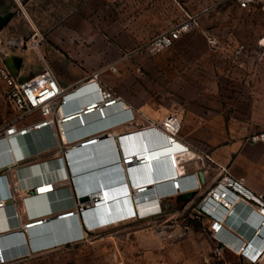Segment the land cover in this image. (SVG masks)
<instances>
[{"label": "rangeland", "instance_id": "obj_1", "mask_svg": "<svg viewBox=\"0 0 264 264\" xmlns=\"http://www.w3.org/2000/svg\"><path fill=\"white\" fill-rule=\"evenodd\" d=\"M8 12L12 17L0 30V66L4 62L13 75L24 76L49 66L62 82L82 84L101 70L102 82L130 99L137 109L131 172L142 175L144 182L165 181L169 173L181 177L190 170L209 182L221 165L208 155L264 131V12L259 8L231 0H0V13ZM186 12L200 17V28L171 48L149 46ZM208 34L216 37L215 47ZM240 45L243 66L231 61ZM4 89L0 77V122L15 115ZM80 97L81 102L88 98ZM173 114L181 122L177 140L163 127L165 117ZM142 153L149 160L161 153L158 175L144 173L138 164ZM162 183L151 187L157 200L135 193V201H142L136 203V217L115 219L116 224L92 226L85 212L93 203L80 201L86 210L74 206V211L84 233L46 244L43 250L34 247L13 264H147L146 259L195 263L202 257L197 244L213 243L206 221L195 213L211 186L203 180L198 193L181 188L174 195L159 192ZM145 202L151 209L143 214L139 204ZM159 204L163 212L155 215ZM29 243L35 242L30 238Z\"/></svg>", "mask_w": 264, "mask_h": 264}, {"label": "built area", "instance_id": "obj_2", "mask_svg": "<svg viewBox=\"0 0 264 264\" xmlns=\"http://www.w3.org/2000/svg\"><path fill=\"white\" fill-rule=\"evenodd\" d=\"M231 1L243 7L259 8L264 12V0ZM200 26V17L197 14L186 12L185 17L180 22L156 34L149 42V46L156 49L171 48ZM208 36L210 37V43L215 47L216 37L214 34H208ZM8 55L9 53H7ZM243 55L244 45H240L233 51L232 63L243 66ZM101 73V70L94 71L89 79L84 81L87 83L96 81L94 85L98 96L81 102V99L76 97L74 93L83 85V82L77 88L64 86L56 72L49 66L30 76L13 75L4 62L0 66V77L5 85V97L15 110L13 118L0 122V158L7 155L12 156V159L3 160L0 163V209L8 201L16 200L17 195L21 192L31 196L45 197L54 193L60 183L75 178L76 174L71 169V150L68 149V141L74 142L80 140L81 137L85 139L95 137V135L98 137L96 131L104 129L109 124H101L95 129L91 128V125L107 120L109 118L108 109L124 104L115 90L102 82ZM129 111L130 106H126L124 109L125 116L114 119L111 124L129 119V121H132V115ZM33 115H36L33 120H27ZM88 115H96L98 117L95 120L96 122L90 121ZM163 127L170 133L171 138H179L178 133L180 132L181 122L177 115L167 116L163 120ZM74 128H85L87 133L82 134L79 129H75L73 135L67 134ZM104 131L100 135H104ZM248 140L253 142L263 141L264 131L254 133ZM3 143L8 146L4 147ZM46 155L49 157L40 160ZM117 156L120 162L124 158L125 165L131 162L128 157L122 155L121 150L118 148ZM208 157L211 156L208 155ZM11 174L14 175V181L11 180ZM181 179L182 177L179 178V182ZM197 185H188V191L192 192L198 189L199 186L197 187ZM33 190H35V194L32 193ZM94 191L96 190L86 192L77 188L73 206H76L78 210L85 211L86 208L80 202V199L89 192L96 193ZM95 198L97 199V197ZM251 199L263 203L260 200L261 198L252 194L242 180L234 178L226 166H221L217 181L211 185L195 208L196 215L199 218L207 219L210 223L209 228L216 241L213 253L217 256H221L229 247V242L218 235L222 233L227 224L231 226L229 218L232 213L236 215V207L241 201H250ZM85 201L93 203V197H89ZM229 201L232 202V207L229 205ZM214 206H219V209H214ZM261 211L264 214V206H262ZM73 212L79 214L78 211L74 210L69 213ZM162 212L163 209L160 206L159 210L155 211V215ZM17 216L19 217L18 213ZM42 219L46 220L45 218ZM36 220L24 223V228L32 230L38 227L42 220ZM40 221L41 223H38ZM239 226H242V223ZM244 245H237V248L240 247L239 250L243 253L242 255L249 257L252 261H257L260 258L264 259V255L258 254L256 258H252L244 253ZM4 250L5 247L2 246L0 238V263H4L6 260Z\"/></svg>", "mask_w": 264, "mask_h": 264}, {"label": "crops", "instance_id": "obj_3", "mask_svg": "<svg viewBox=\"0 0 264 264\" xmlns=\"http://www.w3.org/2000/svg\"><path fill=\"white\" fill-rule=\"evenodd\" d=\"M60 82L64 86H74V88H77L80 85L81 80H73L69 82H62L60 80ZM83 92V90L77 89L74 94L76 97L81 98L80 95H82ZM120 97L122 98L124 104H120L111 108L108 112L109 118L105 121L99 122L98 124H92L91 128L95 129L97 126H101V124H109V126L105 127L104 129L96 131L98 133L97 135H100V133L105 130L103 132L104 136L109 135L107 140H111L113 142L114 154L116 155L117 148L121 150V153L124 149L126 152L125 154L130 157V152L132 150V147H130V141L133 137V134L135 133L134 131L136 125H134V121H136L137 119V109L130 103V99H128V97ZM126 106H130L129 112L132 115L131 119L133 120L129 121V119L121 121L119 123L111 124L114 119L123 118V116H125L124 109L126 108ZM97 118L98 117L94 115L90 117L89 120L95 121L97 120ZM80 133L86 134L87 131L85 129L80 130ZM95 137L97 136L95 135ZM95 137L85 139L81 137L82 139L80 138V140H77L75 142H68V149H71L72 151L70 152L72 158L74 156V147H77L80 143ZM139 150L140 149H134V151ZM48 157L49 156L46 155L40 160H44ZM211 157L212 160L216 163H219L223 167L226 166L229 169L230 174L234 178L242 180L245 186L252 192V194L255 197L261 198L260 200L264 203V140L253 142L248 139H236L215 149L212 152ZM7 159H12V156L7 155L4 158H0V163L3 160ZM72 163L73 162L71 161V164ZM31 170L33 169L31 168ZM74 174L76 173L74 172ZM182 176V179L180 180L181 188H185V190H183L182 192L189 193L187 189L188 185H199L204 180V184L206 186H211L217 181L219 174L212 178L209 182V179L206 176L202 177L195 170H190ZM10 177L12 181L15 180L14 175L11 174ZM172 177L173 176H171V173H169L168 178L165 181H162L164 183L161 182L162 184H160L158 187L159 192H173V188L175 189L176 187L173 183L174 179H172V181H169ZM95 178V176L92 178H82L78 175H75V178H71L70 180H66L63 183H60L57 186L58 189L48 196H42L38 198V196H31L30 194L21 192L17 195L16 200L8 201L6 205L0 209V238L2 246L5 247L4 254L6 257L5 262L0 264H13L15 259L27 255V252L32 253V249L43 250L45 249L46 244L52 245L55 242L59 243V241L62 239H73L78 235L84 233L83 229L80 228L77 224L75 215L73 216L72 214H70L69 216H71V218L69 216L63 219L59 218L60 215L74 210L75 207L73 206V201L75 200L74 197L76 196L77 188H79L81 191H84L103 184L104 186H108V188L110 189L112 195L111 198L122 192L124 193V191L128 195L126 178L123 189L120 191L114 190V187L111 186V183L109 181L102 182V180L101 182H99ZM136 181L137 180H135L134 182ZM94 184H96V186H93ZM154 190L155 188H151L147 193L148 195H152L150 196L151 198L149 200L158 199V196L154 195ZM116 192H118V194ZM179 192H181V190ZM192 192L196 194L199 192V189H196ZM199 196H201V193H199ZM122 201L126 202L128 200L127 198H124L122 199ZM254 201L256 203H254ZM263 203L257 202L255 199H251L250 201L242 200L241 203L236 207V215L233 214L229 218V224L232 227L227 224L222 233L218 235L220 238L225 239L229 242V247L226 248L221 256H217L216 254L211 253L216 241L214 240L211 229L209 228V221L207 219H204L206 221L209 233L211 234L213 243H211L210 246L207 242L198 243L197 249L202 251V257L199 258L195 263L190 262L189 264H264V259L260 258L257 261H252L249 257L242 255L243 253L239 250L240 247L237 248V245L245 244L243 247V249H245V246L248 243L252 242V244L246 249L248 251L247 254H254L259 252L260 255H264V228L262 230L263 226L261 224V219L264 218V214L260 212V209L262 208V206H264ZM133 209V205H127L126 203L124 207H121L119 212L122 216H124L125 214L131 213V210ZM17 213L19 214V217L17 216ZM260 214L262 215V217ZM96 217L98 216L95 215L94 218L96 220H94L98 221L97 219H99L100 217ZM129 217L130 215L122 217L120 219L121 221L119 222L126 221ZM42 218L46 219L44 220V224L33 228L32 230H27L23 226L24 223L30 220H41ZM67 218H70L71 221L64 222L63 220ZM103 218L106 219V217H101L99 220H102ZM241 223L242 226H239ZM101 227H103V225H101ZM260 230H262L261 234H259ZM253 231L255 232L254 236ZM30 238L34 240V244L29 243ZM145 261L147 262V264H168V262H173V264H185L184 260L178 259H146Z\"/></svg>", "mask_w": 264, "mask_h": 264}, {"label": "bare ground", "instance_id": "obj_4", "mask_svg": "<svg viewBox=\"0 0 264 264\" xmlns=\"http://www.w3.org/2000/svg\"><path fill=\"white\" fill-rule=\"evenodd\" d=\"M96 81H92L91 83H87V82H84V84L82 85V86H80V90H83L84 92H83V94L84 95H87V99L86 100H84V101H87L88 99H91V98H94V97H97L98 96V92L96 91V89H95V85H94V83H95ZM80 99V98H79ZM83 101V102H84ZM108 110H110V109H108ZM105 115H106V112H105ZM90 117H92L91 115H88V119L90 118ZM75 129H79V128H74V129H72L71 131H69L67 134H73V131L75 130ZM85 128H83V129H79V130H84ZM86 130V129H85ZM165 130V129H164ZM166 131V130H165ZM167 132V131H166ZM168 133V132H167ZM69 134V135H70ZM169 135H170V133H168ZM171 136V135H170ZM95 138H97V137H95ZM176 140H177V138H175ZM87 141V140H86ZM69 142V141H68ZM70 142H73V141H70ZM75 142V141H74ZM85 142V141H84ZM81 144L82 143H80L77 147H74L75 149H74V156H73V158H72V156L70 155V160L73 162L72 164H74V165H72L71 166V168H72V170H73V172H75V173H79V172H82V171H84V170H88L89 168H91L92 167V165L94 164V162L92 163V161L89 163V162H85V160H83V161H81L82 159H84V157H82L81 156V154H83L84 152H83V150H84V147H82L81 146ZM3 146L4 147H7L8 145L6 144V143H3ZM73 148V147H72ZM163 149L164 148H162L161 150H160V152H162L163 151ZM71 150V149H70ZM123 152V154L122 155H125V157H128V160L129 161H131L130 163H127L126 165H125V160H124V158H123V161H121L120 162V164H121V168H122V170L124 171V177L126 178V184H127V191H128V195H126V197H124V198H127V200L128 201H122V199H124V198H122L121 199V201L119 200L118 201V203L116 204V206L115 207H113L112 206V201H111V191H110V189L108 188V186H104L103 184H102V186L103 187H101V189L99 190V191H94V192H96V193H93V192H89L87 195L89 196V197H93V205L91 206L92 207V209L91 210H88V211H86L85 213H86V220H87V222L89 223V224H91V225H99V224H105V225H110V224H112V223H114V220L115 219H119V218H122V217H126V216H132V215H134L135 214V217H136V215H137V213H136V203H140V202H142V201H140V202H137V201H135V193L137 194V196H141V197H143V196H145V194H147L149 191H150V188L151 187H156V185L158 184V183H161L162 181H156V182H154V183H147V182H144L143 181V178H142V176H140V175H136V174H133L132 172H131V165H132V163H133V160H131V158H132V156H127L125 153V150L123 149L122 150ZM72 152V151H71ZM109 153L111 154V155H107L106 153H102V154H100V155H98L97 157H96V161H97V163H100V164H102V163H104V162H106L107 161V159H109V157H112V155H114V152L113 151H109ZM144 154V155H143ZM109 156V157H108ZM116 156H117V152H116ZM82 157V158H81ZM118 157V156H117ZM148 157V155H146L145 153H142L141 154V157H140V159L138 160V164L139 165H145V164H147V163H150V162H153V161H155V160H157L158 162H160L161 161V159H160V157H161V153H159V155H158V157H157V159L155 158V159H150L149 160V158H147ZM81 162L80 164H82L83 162H84V164H83V166L82 165H80V166H78L76 163H78L79 161ZM76 161H78V162H76ZM142 161H144V163H141ZM76 162V163H75ZM78 176H80V174H78ZM95 175H88V176H86L87 178H92V177H94ZM85 177V178H86ZM96 177V176H95ZM179 178L180 177H174V178H171V179H174V186L176 187L175 189L173 188V193H174V195L175 194H177V193H179V190L181 189V183L179 182ZM95 179H97V177L95 178ZM170 179V180H171ZM103 180V179H102ZM135 180H138V182L137 183H135V187L133 188L132 187V183L135 181ZM95 181V180H94ZM97 181H99L98 179H97ZM173 186V187H174ZM98 187H100V185L98 186ZM98 187H93V188H91V189H88V190H84V191H86V192H88V191H92V190H97V188ZM120 191V190H119ZM117 194H118V192H116ZM186 193V192H185ZM119 195V194H118ZM95 197H97V199L95 198ZM223 199V198H222ZM146 200H148V199H146ZM144 201V200H143ZM127 203V205L128 204H130V205H133L134 206V209L133 210H131L132 212L131 213H128V214H125L124 216H122L121 214H120V212H119V210L121 209V207H124V205ZM229 203V205L232 207V202H228ZM219 204V203H218ZM97 205V206H96ZM108 206V207H107ZM161 205L159 204V207H160ZM97 208V209H95V208ZM139 207H140V209H139V211H141L143 214H145V212H148L149 213V211H150V209H151V207H150V205H149V203H141V204H139ZM114 208V209H113ZM219 209V206H214V209ZM138 211V212H139ZM72 212V211H71ZM109 212H110V214H109ZM223 212V211H222ZM260 212H262L261 211V209H260ZM100 213H102V214H100ZM236 213V212H235ZM70 214H73V216L75 215V212H73V213H67V214H65V217H67V216H69ZM100 214V215H99ZM95 215L96 216H98V217H106V219H102V220H99V219H97L98 221H95L96 219L94 218L95 217ZM232 215H233V213H232ZM261 215V214H260ZM62 216H64V215H60V217L59 218H61V219H63V218H65V217H62ZM69 217H71V216H69ZM98 217H96V218H98ZM133 217V216H132ZM261 217H262V215H261ZM130 218V217H129ZM95 219V220H94ZM128 219V218H127ZM42 220V223H41V221L40 222H38V223H41V224H39V226H41V225H43L44 224V220L43 219H41ZM37 221H39V220H37ZM113 221V222H112ZM261 224H262V230H263V228H264V218H262L261 219ZM30 230V229H29ZM262 230H260L259 231V234H261V232H262ZM252 244V242H250V243H248L245 247V249H244V253H248V251L246 250L250 245ZM258 254H259V252H257V253H254V254H247V255H249V256H251L252 258H256L257 256H258Z\"/></svg>", "mask_w": 264, "mask_h": 264}, {"label": "water", "instance_id": "obj_5", "mask_svg": "<svg viewBox=\"0 0 264 264\" xmlns=\"http://www.w3.org/2000/svg\"><path fill=\"white\" fill-rule=\"evenodd\" d=\"M12 12H8V13H0V30L8 23V21L11 19L12 17ZM108 135L104 136V135H99L97 138H92L89 139L85 142H82L81 146L84 147L83 150V154H81L82 157H84V159H82L81 161L85 160V162H94V164L92 165L91 168H89L88 170H84L82 172L76 173V175L80 174L79 177H86L88 175H95L97 177V179L99 180V182H110L111 186L114 187V190L119 191L123 189V186L125 184V177H124V171L121 168V164L119 159L117 158V156L114 154L112 155V157H109V159H107L106 162L100 164L97 163V159L96 157L102 153H108L107 155H111L109 153V151H113V142L111 140H107ZM81 157V158H82ZM79 161V160H78ZM76 161V162H78ZM75 162V163H76ZM81 162L79 161L78 163H76L78 166L84 164V162L82 164H80ZM141 163H144V161H142ZM144 166V173H151L152 175H158L160 171V164L157 160L147 163ZM102 184L100 185V187L98 188L99 191L101 189ZM33 194H35V190L32 191ZM127 193L124 191V193H120L119 195L114 196L111 201L114 205H116L118 203V201L124 197H126ZM42 197V196H38ZM89 198L88 195H85L83 197H81L80 201H85ZM95 208V207H94ZM97 209V208H95ZM114 209V208H113ZM67 214V213H66ZM65 217V214H63Z\"/></svg>", "mask_w": 264, "mask_h": 264}, {"label": "clouds", "instance_id": "obj_6", "mask_svg": "<svg viewBox=\"0 0 264 264\" xmlns=\"http://www.w3.org/2000/svg\"><path fill=\"white\" fill-rule=\"evenodd\" d=\"M255 232L253 231V236H254Z\"/></svg>", "mask_w": 264, "mask_h": 264}]
</instances>
